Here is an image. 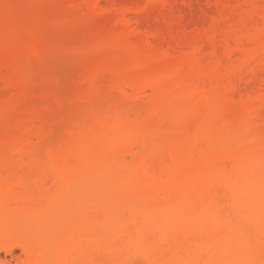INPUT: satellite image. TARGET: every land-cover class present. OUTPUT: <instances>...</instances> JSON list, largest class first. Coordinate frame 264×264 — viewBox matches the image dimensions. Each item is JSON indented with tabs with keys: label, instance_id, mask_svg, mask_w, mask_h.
<instances>
[{
	"label": "bare ground",
	"instance_id": "6f19581e",
	"mask_svg": "<svg viewBox=\"0 0 264 264\" xmlns=\"http://www.w3.org/2000/svg\"><path fill=\"white\" fill-rule=\"evenodd\" d=\"M13 1L0 0V264L1 249L15 264H264V0H58L52 13L22 0L45 4L48 25L43 4L30 16ZM63 50L88 54L89 85L45 94L46 110L94 98L100 73L138 110L91 116L43 156L44 127L26 123L49 111L2 114L51 89L33 86L32 62Z\"/></svg>",
	"mask_w": 264,
	"mask_h": 264
},
{
	"label": "rangeland",
	"instance_id": "374dc122",
	"mask_svg": "<svg viewBox=\"0 0 264 264\" xmlns=\"http://www.w3.org/2000/svg\"><path fill=\"white\" fill-rule=\"evenodd\" d=\"M16 0H14L13 1V3L15 2ZM19 1H21V3H23V4H27V2L25 1V2H23L22 0H19ZM39 1H43V2H45L44 0H39ZM51 1V2H50ZM48 0L47 1V3H56V1H57V3L59 2L58 0ZM53 1V2H52ZM82 0H70V2L71 3H69V5H74L75 3H80ZM124 1V0H123ZM75 2V3H74ZM16 4L18 3V1L17 2H15ZM30 3V2H29ZM39 3V2H38ZM46 3V2H45ZM49 3V5L48 4H46L48 7V11H50V13H52L53 11H54V8L55 7H61V6H63V5H65V3L64 2H62L63 3V5H62V3L60 4V2L58 3V4H54L53 3V5L54 6H51L52 4H50ZM68 3V2H67ZM66 3V4H67ZM102 5L103 6H107V7H109L108 5V3H106V2H104V0H102ZM23 4H19V6L21 5H23ZM25 4V5H26ZM43 3L41 2V3H39L38 5V7H37V4H32V3H30V5H28L27 4V7L25 8V5H24V7L22 8L21 6V8L20 7H16L15 5H13L14 6V8H15V10H16V8L18 9V10H16V11H18V12H25V13H27V10L29 9V6L31 7V6H33L34 5V10L37 8V9H40V8H44L45 7V9L46 10H38L39 11V14H38V11L37 10H35L34 11V13L38 16V17H40V23H43L44 25L46 24V25H48V24H50L51 23V21L53 22V19L54 18H51V17H48L47 15H49L50 13L47 11V8H46V5L45 4H43L44 5V7H43V5H42ZM18 5V4H17ZM68 5V4H67ZM66 5V6H67ZM50 6V7H49ZM20 8V9H19ZM25 8V9H24ZM32 8V7H31ZM30 8V9H31ZM32 8V9H33ZM57 8V9H58ZM29 9V10H30ZM31 9V10H32ZM51 9H53L52 11H51ZM29 11L27 14H29L30 16L32 15V14H34L32 11ZM45 13H44V12ZM32 12V13H31ZM41 12H43L42 14V16H41ZM31 13V14H30ZM45 15H46V17H45ZM49 16H51V15H49ZM35 17V16H34ZM46 19H45V18ZM52 17H54V15L52 16ZM42 19V20H41ZM43 19H45L46 21H44ZM85 19V21H87L88 22V19L89 18H81V20L83 21ZM87 19V20H86ZM91 19V18H90ZM96 19V20H95ZM98 20H101L102 22H103V17H95L94 19L92 18V22L91 21H89L88 23L89 24H93V25H97L98 26V24L100 25V23L102 24V22L100 21H98ZM43 21V22H42ZM85 21H83L82 22V24H83V26H85L84 25V22ZM95 21V22H94ZM46 22H48V23H46ZM91 22V23H90ZM86 23V22H85ZM88 23H86V24H88ZM93 25H89V27H93ZM79 26H81V25H79ZM79 26H77V27H79ZM55 26L53 25V27H42V29H41V31H39L40 32V35L41 36H49V35H47V34H51V36L53 35V34H57L56 32H61V29L60 28H58V27H56V28H54ZM96 27V26H95ZM49 28V29H48ZM84 28V27H83ZM83 28H82V26L80 27V31L78 30V28H77V32H75L74 33V31H75V29L71 32V34L73 33V35H71L70 37H72L73 39H75L74 37H80L81 38V36H82V34H86V33H84L85 31L83 30ZM86 28V27H85ZM56 29L58 30V31H56ZM91 29V28H90ZM96 29H98V28H96ZM49 30H50V32H49ZM83 30V31H82ZM86 30V29H85ZM43 31H44V33H43ZM56 31V32H55ZM81 34H79V33ZM64 33H66V32H64ZM68 33H70V31H68L67 32V34ZM77 33V34H76ZM45 34V35H44ZM66 34V35H67ZM75 34H76V36H75ZM59 35H61V33L59 34ZM70 35V34H69ZM50 36V37H51ZM62 36H63V32H62ZM54 37V36H53ZM58 37H61V36H57V38ZM69 36H68V38L70 39V41H72L71 40V38H70ZM85 37V36H84ZM83 37V38H84ZM54 38H56V37H54ZM79 39V38H78ZM77 39V40H78ZM66 53H64V50H63V53L62 52H60V53H57V55L59 54V56H51L50 58H46L45 57V59L43 60H40V62H38L39 63V65L40 66H34V64L37 62H35V63H33L32 62V65L33 66H31V65H29V66H31L34 70L35 69H37V70H35L34 71V75H33V79L34 80H37L38 81V71H39V75L41 74H43L44 73V75L46 76V78H45V76L44 77H41V75L39 76V77H41V78H39V83L38 82H36L35 81V83L36 84H32L33 86H38L40 83L42 84V82L41 81H43L44 79L46 80L48 77H49V82L50 83H47V85H51L52 83H53V81H54V83L52 84V86H54V87H52V86H50L51 87V89H52V92L50 93H46V92H48V90L50 89L49 87L47 88V85H41V87H46L48 90H46L45 88V90L46 91H44L41 87V89H42V91L39 89V91L37 92V88H31V90H30V93L32 94V92L31 91H33V93H34V95H32V96H34V97H31V95H28V96H30V97H27V95L25 96H22L21 98H22V100H21V98H20V100L18 99V101L19 102H17V101H15L16 103V105H14V103L12 104V108L10 107L9 108V110L7 111V110H4L5 112H3V114H2V118L4 119V121L5 122H11L10 121V119L12 120V118H14L15 116L18 118V116L22 119V120H24V118H27V119H25V121H27V120H29L30 118H33V117H37V114H39L38 112H40V110L39 109H41L43 106L42 105H45V102H47V99L46 100H44L48 95L52 98V96L54 97V96H58V98H61V97H63V99L64 98H72V97H74L79 91H84V89H86L87 88V86L89 85V83H88V81H83V83H88V85L86 86L85 84H83V83H80L81 81L79 80V78H80V76H81V74H83L82 72L80 73V70L79 71H76V70H78V69H81V70H83V72L85 71V69H86V65H84L85 64V61L86 60H88V56L86 57V60H84L85 59V57H84V55H85V53L84 54H82L81 55V53H77V52H70V50H68V51H65ZM68 52V53H67ZM70 52V53H69ZM77 53V54H76ZM62 54V55H61ZM55 55V54H54ZM86 55H88V54H86ZM85 55V56H86ZM50 56V55H49ZM77 57V58H76ZM84 57V58H83ZM81 58H82V61L84 62H82V64H79V63H81L80 61H81ZM89 61V60H88ZM87 61V62H88ZM75 62V63H74ZM83 66H85L84 67V69L82 68ZM42 67V68H41ZM45 69V70H44ZM43 71V72H42ZM46 71V72H45ZM78 72V73H80L79 75H78V77L76 78L75 76L78 74V73H76V72ZM47 73H48V75H47ZM75 73H76V75H75ZM37 74V75H36ZM104 74V73H103ZM102 73H100V74H97L96 76H98V77H96L98 80H97V83L95 82V84H97L98 86H99V89L100 90H98V95L96 94V96L94 97V98H92V99H90V100H88V101H86V102H79L78 100H77V102H75V103H77V104H74L73 103V100H72V102H71V100H67L68 101V103L69 102H71V104H64V103H62V105L61 106H58V109H56L55 107V109H53V111H51L50 112V110L48 109V110H46V106L48 105V106H50L52 103H49V101H51V99H49L48 100V103L50 104H46V106H44L45 107V109H44V107L42 108V110L41 111H44V110H46V111H49V113L48 112H46V114H44L45 112H43V116H40V114H39V116L37 117V118H34V119H32V121H31V119L29 120L30 122L29 123H26V124H28L27 125V127L29 128V127H31V125L32 126H34V125H36V126H40V124H41V128L42 127H44V128H40V127H37L39 130L41 129L42 131H43V133H44V136H45V139H43V141H42V143L44 144V146H42V148H41V150L43 149V148H45V150L43 149L42 150V152L41 151H39L40 153H42L43 154V152H45L46 150H48L50 147L51 148H55V146L57 145L58 146V144L62 141V139L64 140V138L66 137V135L71 131V129H73V127L74 128H77L78 126H80V124H81V126H82V124L84 123L85 124V122L87 121V119L89 120V118L91 119V116H95V115H106V116H113V115H115L114 113H115V111H117L116 112V115L118 116V114H120V115H124V113H127V112H132V113H134V112H137V111H135V110H138L137 108H138V106H132L131 104H129L128 105V102H126V100L125 99H122L123 97L122 96H120L119 94L120 93H116V91H114V89L113 88H110V86L108 85V82L106 81L107 80V76L108 75H110V74H104L103 75ZM102 75V76H101ZM48 76V77H47ZM99 76H100V78H99ZM110 77V76H109ZM31 78V79H32ZM42 78H44L43 80H42ZM56 78H58L59 79V82H57L56 83V81H58V80H56ZM51 79H53L52 80V82H51ZM77 79L79 80V81H77ZM106 79V80H105ZM109 79V78H108ZM45 80H44V82H45ZM56 80V81H55ZM33 81V80H32ZM31 81V82H32ZM47 81V80H46ZM108 81H110V80H108ZM34 82V81H33ZM48 82V81H47ZM103 84V86L105 87L104 89L102 88L103 86H102V84ZM107 83V84H106ZM43 84H46V82L45 83H43ZM101 85V86H100ZM40 86V85H39ZM38 86V87H39ZM85 86H86V88H85ZM109 87V88H108ZM89 88V87H88ZM50 89V90H51ZM102 89V90H101ZM36 90V91H35ZM113 90V91H112ZM54 93H56V94H54ZM10 94V95H9ZM39 94V95H38ZM47 96H46V95ZM51 94H52V96H51ZM150 94V93H149ZM5 95H7L6 96V98H9V97H11L12 95H13V93H8V94H5ZM44 95V96H43ZM148 95V94H147ZM38 96H40V97H38ZM48 96V97H49ZM24 97V98H23ZM42 97V98H41ZM56 97H54V98H56ZM144 97H146V96H144ZM142 98V100H146V98ZM77 98V96H75L73 99H76ZM34 99V100H33ZM65 99V100H66ZM65 100H63V101H65ZM144 100V101H145ZM79 102V103H78ZM31 103H32V105H34V104H38L37 105V109L39 110V111H36L35 113H34V115H33V117H31V115L28 113V111H27V113H23V112H26V109L27 110H29L30 109V107H32L31 106ZM65 103H67L66 101H65ZM72 103H73V105H72ZM29 105H30V107H29ZM64 105V106H63ZM36 106V105H35ZM52 106L53 105H51L50 106V108H52ZM63 106V107H62ZM127 106H129V108H131V109H129ZM130 106H132V107H130ZM29 107V108H28ZM59 107H60V109H59ZM62 107V108H61ZM126 107H127V110H126ZM134 107V108H133ZM52 110V109H51ZM129 110V111H128ZM121 111H122V113H121ZM114 112V113H113ZM5 113V114H4ZM42 113V112H41ZM113 113V114H112ZM27 114L29 115V116H27ZM36 114V115H35ZM108 114V115H107ZM10 115V116H9ZM25 115V116H24ZM5 116V117H4ZM9 116V117H8ZM13 116V117H12ZM24 117V118H23ZM29 117V118H28ZM10 118V119H9ZM20 118H18V120L20 119ZM93 118V117H92ZM6 119L8 120V121H6ZM20 119V120H21ZM15 120H17L16 118L13 120V122H15ZM17 120V121H18ZM19 120V121H20ZM21 120V121H22ZM40 123V124H39ZM26 126V125H25ZM36 126H34L35 127V129L36 130H38L37 128H36ZM80 126V127H81ZM34 127L32 128V129H34ZM164 126H162V127H158L157 128V131H158V133H157V131L155 132V136H157V137H165L166 135V139L168 140V138H170L171 136H169V134L168 133H166V131H165V127L163 128ZM161 128V130H158V129H160ZM31 129V128H30ZM164 129V130H163ZM38 130V131H39ZM69 130V131H68ZM159 131H161L160 133H159ZM12 133L14 132V131H11ZM41 132V131H40ZM48 132V134H46V133ZM42 133V134H43ZM163 133H165V134H163ZM160 135V136H159ZM169 136V137H168ZM46 137H47V140H46ZM162 138V139H163ZM162 139H161V141H162ZM165 139V140H166ZM29 140H31V141H29ZM28 140V142H33V143H36L35 142V138L33 139H29ZM61 140V141H60ZM155 140H156V138H155ZM164 140V139H163ZM47 141V142H46ZM59 141V142H58ZM49 142V143H48ZM52 144V145H51ZM53 144H54V146H53ZM48 146H50V147H48ZM155 145H153V148H152V151H156L157 149L156 148H158L157 146H159V145H157L156 147H154ZM8 148V147H7ZM160 148V147H159ZM166 148V147H165ZM9 149V148H8ZM2 149V152H3V154L4 153H6L5 155L7 156V154L10 156V158L11 159H13V157H16L17 159H18V156H19V154L17 153V152H13V150L12 149ZM40 149V148H39ZM159 151V149L157 150V152ZM12 152V153H11ZM17 155H16V154ZM2 154V155H3ZM14 154V155H13ZM4 155V156H5ZM16 155V156H15ZM47 155V154H46ZM45 155V153L43 154V156H46ZM161 154H157L156 153V159L158 158H161V156H160ZM9 156L7 157V158H9ZM6 158V157H5ZM6 158V159H7ZM157 159V160H158ZM14 160H15V158H14ZM20 256V252L18 251V250H15L14 252H13V255H9L7 252H5L4 250L2 251V249H1V258L3 259V260H6L7 262H8V264H15L16 262H17V259H18V257Z\"/></svg>",
	"mask_w": 264,
	"mask_h": 264
}]
</instances>
